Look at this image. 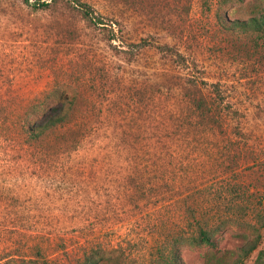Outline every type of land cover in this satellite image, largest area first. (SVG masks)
<instances>
[{
	"label": "rangeland",
	"instance_id": "obj_1",
	"mask_svg": "<svg viewBox=\"0 0 264 264\" xmlns=\"http://www.w3.org/2000/svg\"><path fill=\"white\" fill-rule=\"evenodd\" d=\"M241 5L0 0V264H161L174 247L205 264L206 249L174 242L197 233L192 211L260 234L255 262L264 39L229 28ZM54 88L75 124L30 141L23 115ZM241 243L228 232L220 248Z\"/></svg>",
	"mask_w": 264,
	"mask_h": 264
},
{
	"label": "trees",
	"instance_id": "obj_2",
	"mask_svg": "<svg viewBox=\"0 0 264 264\" xmlns=\"http://www.w3.org/2000/svg\"><path fill=\"white\" fill-rule=\"evenodd\" d=\"M234 0H224V3ZM242 5L238 9H233L227 13L229 19V28L252 30L258 33V37L264 39V0H239ZM239 8L246 11L247 16L240 15ZM85 16L90 17L86 9ZM56 96L58 100L55 103L47 105L45 103H33L29 106L23 115L22 129L30 141H40L46 138L48 134L58 130L68 132L74 121L71 118L73 110V99H68L62 91L54 88L48 97ZM44 104V105H43ZM46 105V106H45ZM198 109H204V102L199 100ZM192 220L190 224L195 227L197 233L180 235L174 242L189 246H198L206 249L205 264H243L246 259L257 249L260 241V234L252 238L246 231H231L228 219H219L211 223L197 217L195 211L191 213ZM242 225L243 223H236ZM235 224V225H236ZM264 226V220L262 222ZM242 239V243L235 248H220V243L225 239L227 233ZM162 256L161 264H180L181 258L178 247ZM93 259H87L83 264H94ZM253 264H264V250L258 251V256Z\"/></svg>",
	"mask_w": 264,
	"mask_h": 264
}]
</instances>
